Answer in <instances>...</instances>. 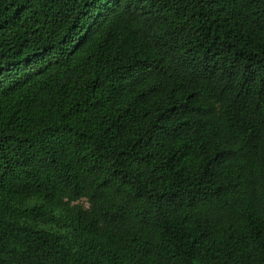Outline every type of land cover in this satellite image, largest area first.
I'll use <instances>...</instances> for the list:
<instances>
[{"label": "trees", "instance_id": "obj_1", "mask_svg": "<svg viewBox=\"0 0 264 264\" xmlns=\"http://www.w3.org/2000/svg\"><path fill=\"white\" fill-rule=\"evenodd\" d=\"M0 264H264V0H0Z\"/></svg>", "mask_w": 264, "mask_h": 264}]
</instances>
